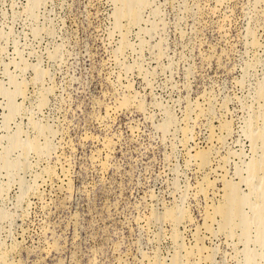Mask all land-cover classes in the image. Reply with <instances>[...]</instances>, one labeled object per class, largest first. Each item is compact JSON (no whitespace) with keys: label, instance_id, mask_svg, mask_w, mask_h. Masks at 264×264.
I'll return each instance as SVG.
<instances>
[{"label":"rangeland","instance_id":"1","mask_svg":"<svg viewBox=\"0 0 264 264\" xmlns=\"http://www.w3.org/2000/svg\"><path fill=\"white\" fill-rule=\"evenodd\" d=\"M0 264H264V0H0Z\"/></svg>","mask_w":264,"mask_h":264},{"label":"bare ground","instance_id":"2","mask_svg":"<svg viewBox=\"0 0 264 264\" xmlns=\"http://www.w3.org/2000/svg\"><path fill=\"white\" fill-rule=\"evenodd\" d=\"M140 14V13H139ZM224 209V208H223ZM222 210V209H221ZM224 211V210H223ZM166 216V215H165Z\"/></svg>","mask_w":264,"mask_h":264}]
</instances>
